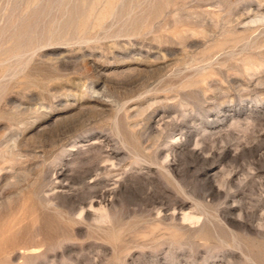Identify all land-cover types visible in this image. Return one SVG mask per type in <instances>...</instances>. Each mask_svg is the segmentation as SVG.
Returning <instances> with one entry per match:
<instances>
[{
    "label": "rangeland",
    "instance_id": "374dc122",
    "mask_svg": "<svg viewBox=\"0 0 264 264\" xmlns=\"http://www.w3.org/2000/svg\"><path fill=\"white\" fill-rule=\"evenodd\" d=\"M0 264H264V0H0Z\"/></svg>",
    "mask_w": 264,
    "mask_h": 264
},
{
    "label": "bare ground",
    "instance_id": "6f19581e",
    "mask_svg": "<svg viewBox=\"0 0 264 264\" xmlns=\"http://www.w3.org/2000/svg\"><path fill=\"white\" fill-rule=\"evenodd\" d=\"M82 211V210H81ZM262 215V214H261ZM259 219V218H258Z\"/></svg>",
    "mask_w": 264,
    "mask_h": 264
}]
</instances>
